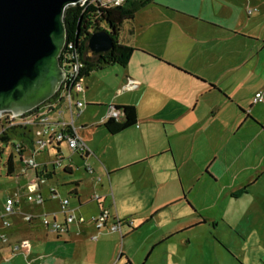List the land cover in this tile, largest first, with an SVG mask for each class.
<instances>
[{
	"label": "crops",
	"instance_id": "crops-1",
	"mask_svg": "<svg viewBox=\"0 0 264 264\" xmlns=\"http://www.w3.org/2000/svg\"><path fill=\"white\" fill-rule=\"evenodd\" d=\"M119 39L135 49L128 64L122 66L123 81L128 77L138 80L139 85L132 91L140 90L150 100H159L158 106L143 110L135 101L112 103L136 107L135 128L132 126L117 134L108 132L110 136H118L115 141L122 140L119 146L124 149L125 155L111 159L107 156L109 145L98 144L92 150L94 154L88 157L73 152L69 157L64 156V166L60 169L66 172L67 167L72 174L74 155L81 157L85 163L95 157L109 171L108 176L122 169L140 166L138 174L154 181V176H150L154 172L169 176L177 172L181 174L200 137L205 140L204 147H208V157L201 158V162L207 168L208 159L212 160L211 164H217L212 171L215 177L219 178V175L231 170L234 176H238L248 169L247 178L224 194L234 196L237 193L241 196L248 192V188L255 184L253 176L264 174V99L254 102L256 92L261 91L264 95V0H153L138 10L132 20L124 23ZM201 107L204 110L199 114ZM103 122L97 127H104ZM85 127L81 126V129ZM61 145L59 150L62 152ZM50 150L56 151H43L47 154V161L52 159ZM239 160H249V165H230L239 164ZM54 170L51 178L56 174L57 169ZM101 178L99 176L98 179ZM243 189L246 191L242 192ZM71 190L70 194H73ZM77 192L74 196L81 202L78 188ZM104 199L97 200L95 196L91 199L98 201L99 213L108 209ZM212 200L208 201V222H219L225 217L224 214L219 217L216 212H211L210 208L217 205L216 199ZM191 203L196 206L193 200ZM110 215L120 218L111 211ZM55 217L58 222H65V219L60 221L57 215ZM24 219L28 223L34 221ZM112 220L102 231H98L91 222L98 235L96 240L84 232L71 236V223L65 232L67 236L50 229L54 235L46 236V243H56L59 248L58 242H63L71 246L69 253L55 247L54 251L45 255L38 254L33 252L31 245L26 257L21 250H13V247L17 242L30 239L21 237L19 231L12 229L11 236L3 240L1 234H8L1 232L0 264H110L114 257H110L108 249L113 240H100V233H114L109 229ZM77 224L81 231L83 228L92 232L86 219ZM194 225V221H185L177 228L159 234L156 240L162 241L172 236L174 230ZM4 228L0 224V230L5 231ZM125 231L124 226L122 233ZM114 241L119 242V239ZM121 253L125 255L124 251H120L112 264L120 261ZM18 254L27 259L31 256V262H20ZM126 257L134 264L128 254Z\"/></svg>",
	"mask_w": 264,
	"mask_h": 264
},
{
	"label": "rangeland",
	"instance_id": "rangeland-1",
	"mask_svg": "<svg viewBox=\"0 0 264 264\" xmlns=\"http://www.w3.org/2000/svg\"><path fill=\"white\" fill-rule=\"evenodd\" d=\"M103 26L107 28L105 24ZM85 77L84 85L89 87L81 98L89 104L83 107L81 116L76 119L79 134L91 150L94 151L98 144H108L107 156L111 159L118 156L122 158L125 155L124 149L121 150L119 146L122 140L115 141L114 138L118 136H110L105 127H97L106 119L109 106L116 101H135L140 109L145 110L157 107L159 100H150L140 90H124L123 68L118 64L93 70ZM203 110L201 107L199 114ZM84 125L85 129H81ZM198 140L194 154L183 165L181 174L177 172L169 176L154 172L150 175L154 176V181L138 174L140 166L122 169L108 176L109 171L103 168L97 158L91 157L85 163L81 157L74 155L72 174L58 168L52 178L40 183L42 202L27 199V195L32 193L30 182L35 173L32 170L22 173L23 162L18 154L14 157L15 173L8 174L6 162L13 147L10 143L0 141V224L7 198L14 196L18 200L15 212L4 218L11 226L4 228L5 231L0 230V233L6 232L10 237L12 229H16L21 237L31 240L33 252L45 255L54 251L55 247L58 248L57 244L46 243L45 238L53 237L54 233L45 226L43 219L47 217L52 220V214L55 213L63 221L65 216L61 212V199L69 198L70 208L74 210L72 214L83 216L92 229L91 233L83 228L81 231L75 221L70 225L71 236H79L84 232L92 237L97 234L91 222L99 214V204L91 199L98 195L105 198L102 201L111 214L121 219L131 218L135 227L139 226L135 230L125 226L126 231L122 235L118 232L100 233V240H113L108 249L110 257H114L110 264L118 258L120 251H124L125 255L117 264H129L127 254L134 264H264V174L253 176L255 184L245 194L225 195L231 187L247 178L248 169L238 176H234L231 170L219 175V178L215 177L212 171L217 164H211L212 160L208 159V168L204 167L201 158L208 157V147H204L203 138L199 137ZM61 149L65 157L72 153L66 143H62ZM49 154L50 158H54L56 152L50 150ZM46 158L45 152L35 155L38 163H43ZM185 158L186 154L181 164ZM230 165L247 166L249 160H239V164ZM88 166L94 168V174L89 173ZM49 167L52 169V166ZM99 176L102 177L100 180ZM74 181H80L78 190L81 202L74 194H70ZM51 188L56 190L57 196L51 195ZM190 199L196 206L192 205ZM212 199H216L217 205L210 208L211 212H216L219 217L224 214L225 217L219 222H208V201ZM24 214H34V221L26 222ZM185 221H194L195 225L178 228L172 236L162 241L156 240L159 234L175 229ZM63 235L67 236L66 233ZM115 238L119 242L114 241ZM58 243V249L62 251L69 253L72 250L71 246ZM17 260L28 263L32 257L27 259L18 254Z\"/></svg>",
	"mask_w": 264,
	"mask_h": 264
},
{
	"label": "water",
	"instance_id": "water-1",
	"mask_svg": "<svg viewBox=\"0 0 264 264\" xmlns=\"http://www.w3.org/2000/svg\"><path fill=\"white\" fill-rule=\"evenodd\" d=\"M83 0H0V112L25 113L54 96L66 76L65 10ZM113 45L109 29L93 30L94 53Z\"/></svg>",
	"mask_w": 264,
	"mask_h": 264
},
{
	"label": "built area",
	"instance_id": "built-area-1",
	"mask_svg": "<svg viewBox=\"0 0 264 264\" xmlns=\"http://www.w3.org/2000/svg\"><path fill=\"white\" fill-rule=\"evenodd\" d=\"M87 0L80 2L84 4ZM89 3L101 5V6H118L125 3L126 0H88ZM66 47L71 48L72 43H68ZM64 48L62 54L63 58L62 65L66 70V76L62 83L61 88L58 92L47 99L45 102L39 106L33 108L32 110L16 114L12 111H2L0 112V133L7 127L13 125H29L32 127V135L34 140L33 147H26L22 156L21 161L23 166L21 171L27 172L32 170L35 173L34 179L30 182V191L27 195L28 200H35L36 202H42L43 198L39 191L40 183L46 179L41 174H38V171L45 168V171H50L58 168H63L64 155L59 150V146L62 143H66L68 147L72 150L73 153H77L83 157H88L94 152L86 144L83 138L79 134V127L76 126V119L80 116L83 107L86 105V102L81 95L86 92V86L84 85V58L79 55L78 52L66 50ZM61 54V56H62ZM123 89L124 90H133L139 85V81L128 77L124 81ZM264 95L261 91L256 92L254 97V102L263 101ZM115 118L118 120L123 119L124 112L123 109L116 108L111 104L108 108L106 119ZM105 119V120H106ZM104 120V121H105ZM20 144V143H18ZM48 149L56 150L54 158L50 161L43 163H38L35 159V155L39 152L46 151ZM45 165V167H43ZM52 166V169H49ZM65 168V167H64ZM89 172H94L91 166L87 167ZM51 195L57 196V192L54 188H51ZM97 200H101V196H95ZM18 200L13 196H9L5 202L4 213L2 214V225L3 227H10L11 223L4 219L7 214L14 213L17 207ZM61 212L65 216V222H58L55 217V213L52 214V220L45 217L43 223L46 227L51 228L52 231L63 234L67 231L68 226L72 222L83 223L85 218L83 216H76L73 213V209L70 208V200L68 198L61 199ZM35 215L25 214L27 221L34 220ZM109 229L112 232H118L121 235L122 229L125 224L132 225L133 221L131 219H126L122 223L121 219L110 215L108 209H102L101 212L93 217V222L98 231H102L108 224L109 220ZM108 227V226H107ZM3 240H7V235L5 233L1 234ZM98 235H93L92 239L96 240ZM30 240H22L17 242L13 247V250H21L27 257L31 249Z\"/></svg>",
	"mask_w": 264,
	"mask_h": 264
},
{
	"label": "trees",
	"instance_id": "trees-1",
	"mask_svg": "<svg viewBox=\"0 0 264 264\" xmlns=\"http://www.w3.org/2000/svg\"><path fill=\"white\" fill-rule=\"evenodd\" d=\"M152 1L153 0H126L122 5L104 7L89 3L87 0L84 4L77 3L66 8L64 20L67 28L68 43H72V47H66V50L76 51L84 58V74L86 76L93 70L104 69L105 67L116 64L121 66H126L128 64L135 49L120 41L119 35L121 29L125 22L134 18L138 10ZM103 24H105L110 31L113 38V45L108 51L94 53L88 47V39L93 30L104 29L105 27ZM61 58H63V54ZM114 106L123 109L124 117L121 120L111 117L102 123V126H104L110 134H117L136 124L137 111L134 105ZM0 141L6 144H12L13 151L9 155L6 165L8 174H13L15 173L14 157L16 154L19 155L21 160L25 151L24 149L34 146L35 142L33 140L32 127L20 124L9 126L0 133ZM43 167H45V165ZM54 171L55 170H50L46 172L45 168H43L38 171V174L44 176L45 179H49L51 175L55 173ZM65 171L71 173L69 172L71 170L67 167ZM79 183V181L73 182L74 186L72 187L71 193L75 195L78 194L77 188L79 187ZM245 191L246 189L242 190V192ZM234 196H237V193H234ZM131 220L133 221V219ZM121 221L124 223L126 219H121ZM125 225L133 230L137 229V227H134V223L132 225ZM121 255H123V253H121ZM127 262L132 264L128 258Z\"/></svg>",
	"mask_w": 264,
	"mask_h": 264
}]
</instances>
